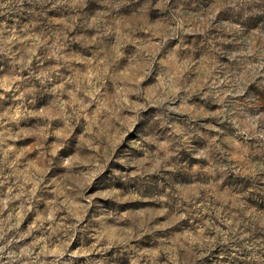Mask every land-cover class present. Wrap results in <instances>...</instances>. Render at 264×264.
<instances>
[{
  "label": "rangeland",
  "instance_id": "rangeland-1",
  "mask_svg": "<svg viewBox=\"0 0 264 264\" xmlns=\"http://www.w3.org/2000/svg\"><path fill=\"white\" fill-rule=\"evenodd\" d=\"M0 5V264L264 258V141L240 134L264 114V19L240 36L217 0Z\"/></svg>",
  "mask_w": 264,
  "mask_h": 264
},
{
  "label": "clouds",
  "instance_id": "clouds-1",
  "mask_svg": "<svg viewBox=\"0 0 264 264\" xmlns=\"http://www.w3.org/2000/svg\"><path fill=\"white\" fill-rule=\"evenodd\" d=\"M0 7H3V5H0ZM53 7H55V5H53ZM156 7H160L159 3L156 5ZM221 10L228 11L230 15L238 21V23L233 25L232 28L238 35L244 36L245 30L241 28L240 25L250 23L253 18L264 19V0H217V6L212 11L208 19L215 20L216 15ZM177 26L183 27L181 24H178ZM223 27H227V25H223ZM188 31L190 32L191 30L189 29ZM242 55L247 57L248 55H251V53H244ZM260 55L264 56V52H261ZM259 67L264 68V63L260 64ZM176 91L179 92L180 89L177 88ZM230 95L234 97L243 96V91L237 90L233 93H230ZM172 110L179 111L178 109ZM214 115L221 114L215 113ZM261 122H264V114H259L252 118L251 129L245 127L244 129L240 130V134L244 135L248 139L256 137L259 140L264 141V130L255 131L260 127ZM235 127L239 129L238 124L235 125ZM199 155L203 157L204 153H200ZM223 171L224 169H221V172ZM223 179H226V177H221V182H223ZM196 210L199 211L200 209ZM261 226L264 227V222H262ZM215 239V236H205L202 232H200L196 236H190L186 238V245H181V247L184 248L188 258L190 259L191 257L195 256V252L193 251L194 248H203L205 245L211 246V244L215 242ZM197 258H202V255L201 257ZM249 259L250 261H253L254 264H264V258L256 256L255 254H253V256ZM184 264H187V260L184 262ZM192 264H195L194 260L192 261Z\"/></svg>",
  "mask_w": 264,
  "mask_h": 264
}]
</instances>
